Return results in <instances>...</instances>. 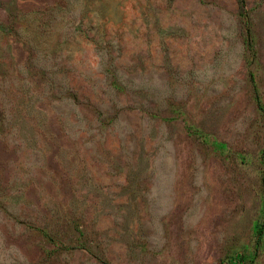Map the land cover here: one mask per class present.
<instances>
[{
	"label": "rangeland",
	"instance_id": "obj_1",
	"mask_svg": "<svg viewBox=\"0 0 264 264\" xmlns=\"http://www.w3.org/2000/svg\"><path fill=\"white\" fill-rule=\"evenodd\" d=\"M0 264H264V0H0Z\"/></svg>",
	"mask_w": 264,
	"mask_h": 264
},
{
	"label": "trees",
	"instance_id": "obj_2",
	"mask_svg": "<svg viewBox=\"0 0 264 264\" xmlns=\"http://www.w3.org/2000/svg\"><path fill=\"white\" fill-rule=\"evenodd\" d=\"M259 232H261V229H259Z\"/></svg>",
	"mask_w": 264,
	"mask_h": 264
}]
</instances>
